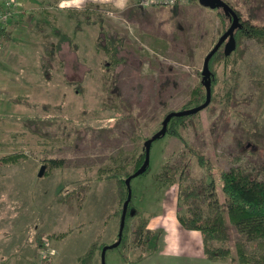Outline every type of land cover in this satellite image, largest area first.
I'll list each match as a JSON object with an SVG mask.
<instances>
[{
	"label": "rangeland",
	"instance_id": "rangeland-1",
	"mask_svg": "<svg viewBox=\"0 0 264 264\" xmlns=\"http://www.w3.org/2000/svg\"><path fill=\"white\" fill-rule=\"evenodd\" d=\"M90 3H87L85 7ZM105 4L119 9L124 7L116 6L113 3ZM42 6L49 10L50 14L42 11L37 14L42 26L34 31L41 38L44 48L42 59L46 63H44V69L40 64L41 73L43 79L49 81L42 83V87L32 89L31 77L27 78L29 82H26L23 72L25 74L24 67H26L30 76L35 73L34 60L37 59V55L34 46L29 43L19 47L17 41H10L0 46V82L5 86L6 83H15L18 79L24 80L26 82L24 85H26L28 93L31 94L26 93V95L31 102H37V104L33 103V106H27V114L42 115L48 120L51 118L52 122L46 128L53 131L58 125L60 130L64 129L67 137L66 139L60 138L61 140L59 139V143L56 145L52 138L45 140V143H38L39 137L29 131H24L21 136L13 134L22 130L21 120L7 116L2 117L0 118V141L3 140L7 144H0V155L12 151V147L8 144L9 140H19V142H24L27 154L20 160L32 158L37 161L39 166L44 164L42 158L48 156H96L103 160L96 159L93 165L87 166L50 167L46 173L43 172L41 176L30 181L31 183L27 182L20 186L21 189L24 188L34 195V202L39 210L38 228L37 226V229L33 228L30 238L33 240V244L30 245L27 242L26 246L21 248V253L27 257L25 256L20 264H47L43 261L47 257L52 261L54 249L51 242L53 239L63 237L67 232L59 229L60 214L67 203L59 197L67 193L71 184L59 183L61 181L59 172L63 168H77L84 169V171L88 169L91 177H81L74 180L73 183L89 179L92 185L93 180L96 179L98 166L108 161V155L113 150L111 146L103 143L101 137L100 139L96 137L94 140L89 134L78 141L76 147L71 144L75 136L72 131L74 127L82 128L86 124L96 128L111 126L121 114V111L113 106H116L115 94L111 93L110 80L106 77L109 75L107 64L111 61V55L107 50L96 49L97 44L100 46L105 43V34L111 29H116L121 32V35L124 33L127 36V39L122 43V49L116 52L117 56L123 57L122 62L119 61L110 66L114 71H122L119 77L122 95L125 96L126 92H130V96H128L131 98L130 113L134 123L131 127L135 134L123 137L120 146L125 151L134 153L140 150L147 137L160 128L161 121L168 110L181 109L180 107L201 79L205 54L229 24L227 21L225 26L226 20L222 18L221 10L201 5L198 0H185L182 5L175 7L164 4L143 8L139 6L140 10H145L149 19L132 18L130 20L120 13L111 11L110 8L104 9L101 23L103 30L96 22H92L91 18H96V15L92 13L87 18L80 16L73 22L67 23L65 27L62 24L53 26V16L51 15L53 0L42 1L36 9H40ZM77 27L78 29H76ZM64 31L72 34L75 48H68L66 40H61L59 49L53 50V43L59 33ZM18 42L20 43L21 40ZM239 45L244 47V51L234 65L238 71L237 85L234 88L233 97L229 98L230 101L235 98L237 103L234 106L228 105L224 103V96L218 97L219 101H210L205 107L196 111L197 113L190 119L185 118L177 127L180 136L188 145L204 151L207 155L214 167L212 174H206L195 157L187 153V147H184L179 137L165 132L151 141L148 171L131 178L130 188L136 207L140 208L146 203L147 194H149L148 196L159 195L161 190L158 188L162 185H157L153 181V174L159 170L162 163L171 161L183 150L186 159L190 161L189 174L187 177L177 176L167 193L177 197L180 186L191 185L195 179L206 176V182H213L214 193L218 200L222 201L226 198L220 189L217 169L244 163V156L239 158L233 155L235 152L233 147V136L236 133L235 124L241 118V112H250L248 115L245 113V118L248 120L255 116L258 104L261 103L264 96V87H262V90L253 89L252 98H248L249 77L257 76L264 82V45L258 43L254 38L246 36L240 39ZM45 48H51V56ZM229 61L218 62L214 65L216 76L219 78L214 89L219 92V95L229 85L231 86L233 81L229 75L231 67ZM222 81L225 83L221 84ZM45 101L51 104L58 103L61 107L53 110L51 117L46 116L47 109H43L42 106ZM221 114H223V119L219 117ZM53 116L57 117L54 119V123ZM257 119L261 124H264V103ZM40 140L42 141V139ZM61 141L62 143H60ZM245 143L243 142L242 145L244 146ZM59 145L60 147H58ZM262 155L264 156L263 150ZM248 164L252 163L248 162ZM7 188L6 183L0 182V195L8 190L12 193ZM115 194V201L106 215L116 204V190ZM142 198L144 199L142 200ZM208 199V196H204L203 201H196L202 208L205 218H211L215 211L214 207L208 203ZM72 200L77 206H80L76 199L71 198L69 201ZM7 201L11 200L3 199V203ZM176 204L180 206V212L186 206V203L180 201L178 197ZM134 219L135 216H130L127 219L126 245L123 249L131 257H134L140 250L131 240ZM117 222L118 219L115 215L104 220L105 232L103 235L101 234V241L109 244L116 240ZM53 232H61L63 235L53 237L51 235ZM247 246L251 252L261 251L260 247L251 242H248ZM118 257L122 258L118 248H108L105 252V264H115ZM75 264H78L77 257ZM92 264H100L99 253L95 254Z\"/></svg>",
	"mask_w": 264,
	"mask_h": 264
},
{
	"label": "trees",
	"instance_id": "trees-1",
	"mask_svg": "<svg viewBox=\"0 0 264 264\" xmlns=\"http://www.w3.org/2000/svg\"><path fill=\"white\" fill-rule=\"evenodd\" d=\"M42 1L45 0H41L39 2L40 5ZM225 1L236 12L239 18V26L235 28L233 33L236 43L235 48L226 55L224 54L223 49H221V44L208 60L211 79L210 101H219L218 97L221 98L224 96V103L234 106L237 103L235 98L232 100L233 103L229 100L230 97H233V91L237 85L238 71L234 65L244 51V47L240 46L239 42L242 37L246 36L252 37L258 43L264 45V0ZM182 4L183 3L177 2L171 4V6L175 7ZM199 4L201 3L199 2ZM159 5L163 4H154L151 6ZM141 7L142 6H140V8ZM109 8L111 11L120 13L123 17L130 20H132V18L149 19L148 14L144 12L145 10H140L136 0H127L126 4L121 9L111 6L110 4L91 2L87 7H84L81 10H70L69 15L74 17V19H78L80 16H85V18H87L91 13L95 14L96 18H91L92 22H96L99 27L102 28V11ZM217 9L222 11V18L226 20H224L226 26L227 21L230 23L229 15H226L221 7ZM40 11L50 14V11L46 10L43 6L40 9L23 8L18 9V11L15 10L5 21H0V46L5 42L17 41L13 35V28L20 23H25L29 29L37 31L39 27L42 26V22L39 20L35 21L34 16L35 14L40 13ZM105 36V43L100 46L97 44L96 49L101 48L102 50H107L111 55V61L107 64L109 75L106 77L110 80L109 88L111 93L115 94L116 106H113L118 108L121 111V114L111 126H101L96 128L86 124L82 128L74 127L72 131L75 136L71 144L76 147V143L85 135L89 134L94 140L96 137L99 139L101 137L104 141L103 143L111 146L113 149L108 155V161H106L105 164L102 163L98 166L96 179L112 178L115 181L117 201L112 210L105 216L104 220L106 221L109 219L111 215L117 216L119 229L122 204L127 198L128 188H130L131 181L130 179L129 184L127 185L125 178L142 164L145 150L143 143L140 150L134 153L125 151L120 146L123 137L135 134L133 127H131L132 124H134L131 120L130 113L131 98L128 97L130 96V92H126L125 96L122 95V89L119 84V77L122 71H114L110 65H115L119 61L122 62L123 57L117 56L116 52L117 50L122 49V43L127 39V36H125L124 33L121 35V32L116 29H111V31L107 32ZM65 37V34L59 33L58 38L53 43V50L59 49L60 42L61 40H65ZM68 40L72 41L71 38ZM45 50L50 54L49 56H51V48H45ZM44 61L45 60L43 59L41 60L43 69L44 63H46ZM228 61L231 65L229 68V75L233 81L231 86L229 85V87L219 95V92H216L214 89L215 83L219 81L214 70V65L218 62ZM223 83H225V81L221 82V84ZM263 83L264 82L261 78L250 76L248 98H252L254 93L253 89L259 88L262 90V87H264ZM204 98L205 88L200 79L192 89L190 96L180 108L196 106L203 102ZM9 100L15 103H21L26 107L33 106V103L37 104V102H31L29 97L23 93L11 95ZM263 103L264 96L262 97L261 103L258 104V111L255 113V116L248 120L245 116L246 114H250V112H241V118L238 119L235 124L236 133L233 136V147L235 148V152L233 155L239 158L244 156V163L242 165H232L228 168L217 169L220 178V189L226 198L222 201L218 200L214 193V184L213 182H206V176H201L195 179L191 185L180 186L177 192L178 199L186 203L184 210L181 212L179 211L180 206L177 205V220L184 228L198 229L201 231L203 237V252L206 257L211 260L229 259L236 264H264V156L262 155V150L264 151V124H261L257 119L258 114L262 110ZM42 106L44 107L43 109H47V114L45 115L49 117H51L53 110L61 107L58 103L51 104L48 101L43 102ZM196 113L197 112L180 116H171L167 122L166 132L179 137L182 140L184 147H187V153L195 157L197 163L203 167L206 174H212L214 170L213 164L204 151L188 145L180 136L177 129L179 123L183 122L185 118L190 119ZM219 117L223 119V114ZM50 119H45V116L43 117L42 115H23L16 119L21 120L20 126L22 130L19 133L13 134L21 136L24 131H29L39 137L37 140L38 143H45V140L52 138L53 143L56 145L59 143L58 141L60 138L66 139L67 134L63 128L60 130L58 125L53 131L48 130L46 127L52 122ZM54 119H57V117L53 116V123ZM58 130L60 131V134ZM81 131H84V133H81ZM40 139H42V141ZM243 142H246L244 146L242 145ZM60 143H62V141ZM0 144H7V142L2 140L0 141ZM8 144L12 147V151L0 155V166L4 163L17 161L27 156L24 142H19V140H9ZM58 147H60V145ZM96 159L100 160L102 158L96 156H48L42 158V163L45 165L44 173H46L47 169L50 167L93 165ZM248 162L252 164L250 165ZM189 167L190 161L186 159V154L183 150L171 161L162 163L159 170L153 174V181L156 182L157 185H170L174 182L177 176L187 177L189 174ZM148 168L149 165H147L145 170L141 173L147 172ZM90 186L91 180L89 179L74 183L72 182L67 193L61 195L59 199L68 202L71 198H74L77 203L81 205L85 198V193ZM204 196L209 197L208 203L215 209L211 218H205L202 208L196 203V201H203ZM130 216H135L131 228V240L135 242L140 249L133 259L139 260L157 249L160 231L152 230L147 227L149 218L148 210L145 206L138 208L134 205L131 188L130 199L128 200L125 212L124 225L120 234V241L116 246L110 247L118 248L120 256L125 260H129L123 249L126 245L127 219ZM118 229L115 239L118 237ZM51 235L56 237L62 236L63 233L53 232ZM100 238L101 232L91 240L85 251L77 256L78 264H92L94 256L97 253H99L100 257V250L102 246L106 244L104 241H101ZM248 242L260 247L261 251H249L247 246ZM43 261L49 264L51 259L47 257Z\"/></svg>",
	"mask_w": 264,
	"mask_h": 264
},
{
	"label": "crops",
	"instance_id": "crops-1",
	"mask_svg": "<svg viewBox=\"0 0 264 264\" xmlns=\"http://www.w3.org/2000/svg\"><path fill=\"white\" fill-rule=\"evenodd\" d=\"M16 1V11H18V9L23 8H37L41 0ZM90 2L113 3L116 6H124L127 0H53V11L51 12L53 26L62 24L65 27L67 23L73 22L75 19L69 15V11L82 9ZM37 14L34 16L35 21L38 20ZM74 32L76 31L74 30ZM63 34L66 36L68 48H75L72 34L67 31H64ZM13 35L19 47L29 43L33 44L37 55V59L34 60L35 73L30 76L28 68L24 67L26 72L25 74L23 72V76L26 82H29L27 78L31 77L33 90L42 87V83H47L49 80L45 81L41 73L40 64L44 50L41 38L25 23H20L13 28ZM69 38L72 39L71 44ZM18 40L21 42L19 43ZM25 65L28 66V64ZM17 81L22 83L15 84L18 83ZM26 82L18 79L15 83H6L5 86L0 82V118L7 116L16 120L27 115L28 107L9 100V97L14 94H29L26 85H24ZM38 168L39 164L32 158L6 163L0 168V182L6 183L7 189L12 192L10 193L8 190L0 195V264L22 263V259L26 255L21 253V248L25 247L27 242L30 245L33 244V240L30 238L33 228L35 229L38 225L39 210L34 202V195L24 188L21 189L20 186L33 181L38 176ZM59 174L61 180L59 183L61 184H71L81 177H91L88 169L84 171V169L63 168ZM170 185L159 187L158 189L161 190L159 195L148 196L149 194H147L146 203L142 205L147 208L149 213L147 227L160 231L157 249L139 260H134L126 253L129 260L118 257L115 264H236L229 259L211 260L206 257L203 252L201 231L187 229L179 224L177 220V197L167 193L168 189L172 187ZM115 190L114 179H94L80 206H77L74 200L64 205L65 207L60 214L59 229L67 232L63 237L53 239L51 242L54 249L51 264H75L76 257L86 249L90 241L100 232L103 235L105 232L104 218L115 201ZM3 199L11 201L3 203Z\"/></svg>",
	"mask_w": 264,
	"mask_h": 264
},
{
	"label": "water",
	"instance_id": "water-1",
	"mask_svg": "<svg viewBox=\"0 0 264 264\" xmlns=\"http://www.w3.org/2000/svg\"><path fill=\"white\" fill-rule=\"evenodd\" d=\"M202 5L207 6L209 8H222L223 12L226 15H229L230 18V23L228 27L219 35L215 43L212 45V47L208 50V52L205 54L203 58V63H202V69H201V82L204 85L205 88V98L203 102L196 106H192L189 108H181L177 110H169L163 117L161 121V126L160 128L155 131L150 137L146 138L143 142L144 150H145V156L142 164L134 171L132 172L129 176L125 178V181L127 185L129 184L130 179L133 176H136L143 172L145 168L148 165V157H149V148L151 141L154 140L156 137L164 134L167 129V122L170 119L171 116H180V115H185V114H191L195 113L199 109L205 107L209 101H210V70L208 67V60L210 56L216 51L217 48H219L222 44V49L224 54H229L234 48H235V38H234V30L237 26H239V18L236 14V12L232 9L231 6L225 1V0H198ZM45 165L41 164L38 168L37 175L41 176L44 172ZM129 187V186H128ZM130 199V188H128V195L127 198L123 201L122 204V211L120 214V220H119V229H118V237L116 238L115 241L105 244L102 246L100 250V263L105 264V250L110 247L116 246L119 241H120V234L121 230L124 225V219H125V212L127 208V203L128 200Z\"/></svg>",
	"mask_w": 264,
	"mask_h": 264
},
{
	"label": "built area",
	"instance_id": "built-area-1",
	"mask_svg": "<svg viewBox=\"0 0 264 264\" xmlns=\"http://www.w3.org/2000/svg\"><path fill=\"white\" fill-rule=\"evenodd\" d=\"M177 2L183 3L185 0H137V4L142 7L154 4L171 5ZM16 4V0H0V21H5L16 10Z\"/></svg>",
	"mask_w": 264,
	"mask_h": 264
}]
</instances>
